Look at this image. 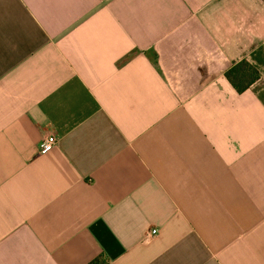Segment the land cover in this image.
Wrapping results in <instances>:
<instances>
[{
    "label": "crops",
    "instance_id": "obj_1",
    "mask_svg": "<svg viewBox=\"0 0 264 264\" xmlns=\"http://www.w3.org/2000/svg\"><path fill=\"white\" fill-rule=\"evenodd\" d=\"M93 262L264 264V0H0V264Z\"/></svg>",
    "mask_w": 264,
    "mask_h": 264
},
{
    "label": "trees",
    "instance_id": "obj_2",
    "mask_svg": "<svg viewBox=\"0 0 264 264\" xmlns=\"http://www.w3.org/2000/svg\"><path fill=\"white\" fill-rule=\"evenodd\" d=\"M226 77L237 92L243 93L257 80L258 75L253 67L243 62L229 70Z\"/></svg>",
    "mask_w": 264,
    "mask_h": 264
},
{
    "label": "built area",
    "instance_id": "obj_3",
    "mask_svg": "<svg viewBox=\"0 0 264 264\" xmlns=\"http://www.w3.org/2000/svg\"><path fill=\"white\" fill-rule=\"evenodd\" d=\"M58 145V138L55 134H50L44 137L39 143V153L46 155L53 151ZM157 231H152V235H156Z\"/></svg>",
    "mask_w": 264,
    "mask_h": 264
}]
</instances>
